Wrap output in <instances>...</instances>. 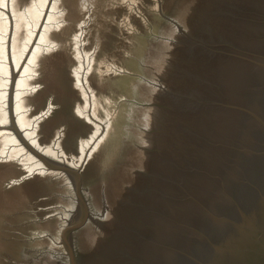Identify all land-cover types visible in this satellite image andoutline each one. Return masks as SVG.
<instances>
[{"label": "water", "instance_id": "95a60500", "mask_svg": "<svg viewBox=\"0 0 264 264\" xmlns=\"http://www.w3.org/2000/svg\"><path fill=\"white\" fill-rule=\"evenodd\" d=\"M0 264H264V0H0Z\"/></svg>", "mask_w": 264, "mask_h": 264}]
</instances>
